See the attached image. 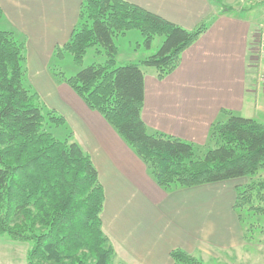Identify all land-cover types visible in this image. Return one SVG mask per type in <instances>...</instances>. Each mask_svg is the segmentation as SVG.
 Masks as SVG:
<instances>
[{
    "label": "trees",
    "instance_id": "obj_1",
    "mask_svg": "<svg viewBox=\"0 0 264 264\" xmlns=\"http://www.w3.org/2000/svg\"><path fill=\"white\" fill-rule=\"evenodd\" d=\"M205 28L187 30L125 0H82L78 23L53 57L67 53L79 64L92 47L104 56L61 79L104 118L162 190L247 179L233 201L243 227L242 212L264 214V176L255 177L264 169V123L224 110L206 144L197 146L148 132L141 118L143 67L166 76ZM134 29L147 49L155 37L162 41L138 62L117 65L114 38ZM24 62V38L0 29V237L29 244L27 264H122L102 230L98 171L71 131L61 138L45 128L68 126L55 111L43 110L25 84ZM169 256L172 264H203L179 248Z\"/></svg>",
    "mask_w": 264,
    "mask_h": 264
},
{
    "label": "crops",
    "instance_id": "obj_2",
    "mask_svg": "<svg viewBox=\"0 0 264 264\" xmlns=\"http://www.w3.org/2000/svg\"><path fill=\"white\" fill-rule=\"evenodd\" d=\"M125 1L187 30L206 24L172 72L159 79L145 70L141 118L148 132L202 146L224 110L257 120L252 100L264 89L258 79L264 64L257 56L264 7L252 10L264 0L246 6L248 0ZM81 3L0 0V19L25 36L30 84L64 118L98 171L102 230L117 258L127 264H172L174 248L208 255L211 246L233 247L242 237L233 208L235 180L162 190L104 118L51 75L54 48L68 40Z\"/></svg>",
    "mask_w": 264,
    "mask_h": 264
},
{
    "label": "rangeland",
    "instance_id": "obj_3",
    "mask_svg": "<svg viewBox=\"0 0 264 264\" xmlns=\"http://www.w3.org/2000/svg\"><path fill=\"white\" fill-rule=\"evenodd\" d=\"M223 1V0H221ZM255 0H248L245 6L254 3ZM240 4H242L240 2ZM262 5L253 8V12L258 10H263ZM0 29H11L9 25H6L0 19ZM16 36L24 38L22 34L14 31ZM162 41L161 37H155L152 41L151 47L147 49L143 45L142 35L138 30H130L126 32L125 36H118L114 38V42L117 46V65H122L128 61L138 62L140 59L146 57L149 54L154 53ZM61 46V45H60ZM95 48V47H94ZM94 48H90L86 51L84 57L79 64L73 62L69 54H63L61 58L53 59L52 66L55 69H51V75L56 78V80L65 83L61 78L69 77L74 75L80 69L90 65L94 62L102 63L104 61V56L95 52ZM27 54H26V41H25V62H24V75L25 84L28 85L38 97V102L43 106V110L51 109L48 105L40 98L38 92L33 88L28 79L27 71ZM264 64V59L260 60ZM57 69V70H56ZM143 70H147L149 73L156 76V71L152 67H143ZM54 72V73H53ZM260 75V74H259ZM258 89L257 100H252L255 104V115L257 121L264 123V89ZM52 110V109H51ZM54 111V110H53ZM240 115V114H236ZM242 116V115H240ZM68 125V124H67ZM50 129L54 135L61 137L68 133L70 127L56 129L53 125L46 123V127ZM264 176V169H261L255 177ZM247 179H237L234 181L235 185L241 186L246 184ZM243 217H245L246 223L242 227V237L240 241L228 248L227 250H220V248L211 246V253L208 255L199 254L195 252L193 255L199 258L203 264H264V214L253 213L251 210L248 213L242 212ZM30 247L29 244L22 242H16L11 240L6 235L0 237V264H27L26 262V251ZM117 257V256H116ZM117 261L122 264H127L123 259L117 258Z\"/></svg>",
    "mask_w": 264,
    "mask_h": 264
},
{
    "label": "built area",
    "instance_id": "obj_4",
    "mask_svg": "<svg viewBox=\"0 0 264 264\" xmlns=\"http://www.w3.org/2000/svg\"><path fill=\"white\" fill-rule=\"evenodd\" d=\"M257 56L258 58L264 59V23L262 26V32L260 35V40H259V44H258V51H257ZM258 79L261 82V85L264 87V73H260Z\"/></svg>",
    "mask_w": 264,
    "mask_h": 264
}]
</instances>
